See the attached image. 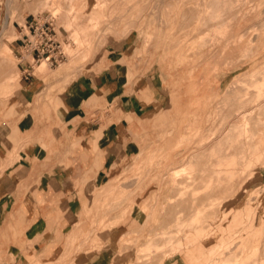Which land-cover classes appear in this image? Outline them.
I'll list each match as a JSON object with an SVG mask.
<instances>
[{"label":"rangeland","instance_id":"obj_1","mask_svg":"<svg viewBox=\"0 0 264 264\" xmlns=\"http://www.w3.org/2000/svg\"><path fill=\"white\" fill-rule=\"evenodd\" d=\"M34 18L52 25L58 62L34 60L23 46ZM127 37L137 41L131 80L154 73L158 105L140 119L127 91L87 108L139 128L121 141L109 179L80 185L84 212L53 264L91 250L111 251L113 264H264V0H0V127L18 151L55 147L63 130L67 146L59 116L68 87ZM25 77L36 84L28 94ZM26 115L35 129L25 138L15 127ZM14 262L0 252V264Z\"/></svg>","mask_w":264,"mask_h":264},{"label":"crops","instance_id":"obj_2","mask_svg":"<svg viewBox=\"0 0 264 264\" xmlns=\"http://www.w3.org/2000/svg\"><path fill=\"white\" fill-rule=\"evenodd\" d=\"M134 42L129 37L123 39L111 49L103 65L92 66L68 87L59 116L68 131L67 146L63 130L55 147L29 142L18 151L14 149V133L0 127V164L4 169L0 176V252L8 260H15L13 264H34L38 259L42 264H53L61 260L66 235L79 223L88 200L80 185H98L109 179L121 141L133 137L139 128L133 118L114 123L112 114L101 119L88 114L87 108L98 99L112 105L115 93L123 100L127 91L132 92L127 97L139 108L140 119L158 105L159 86L154 73L131 80L128 62ZM143 67L138 64L137 72ZM29 69L31 64L25 70L31 76ZM25 79L24 92L28 94L36 84L35 79ZM15 128V133L25 138L35 129L27 115ZM13 154L18 160L11 162ZM66 154L70 155L67 162ZM112 261L111 251L91 250L75 264Z\"/></svg>","mask_w":264,"mask_h":264},{"label":"built area","instance_id":"obj_3","mask_svg":"<svg viewBox=\"0 0 264 264\" xmlns=\"http://www.w3.org/2000/svg\"><path fill=\"white\" fill-rule=\"evenodd\" d=\"M49 21H45L40 25L39 20L33 19L32 23L28 26V30L33 39H30V35H24V39H21L25 48H30L31 53L35 55L34 60L41 61L52 60L58 62L59 58L63 55L61 51V44L56 40V33L51 28Z\"/></svg>","mask_w":264,"mask_h":264},{"label":"bare ground","instance_id":"obj_4","mask_svg":"<svg viewBox=\"0 0 264 264\" xmlns=\"http://www.w3.org/2000/svg\"><path fill=\"white\" fill-rule=\"evenodd\" d=\"M7 39H9V38H7ZM9 40H10V39H9ZM2 47H3V48L1 49V50H2V51H1V57H2V59H4V61H7V62H8V61H10V59H11V57H10V55H11V50H10V48H9L7 45H3ZM45 61L48 62V60H45ZM261 73H263V72H261ZM259 74H260V73H259ZM251 78H252V77H251ZM262 79H263V78H262ZM16 80H17V78L15 79L14 76H13V77H6V78L4 79L5 83H3V84L6 85V84H7V83H6L7 81H9L8 84H10L11 82H13V84H14V83L16 82ZM252 80H253V79H252ZM259 80H260V79H259ZM260 82H261V81H260ZM260 82H259V84H260ZM252 83H253V81H252ZM262 83H263V82H262ZM13 84L11 83V85H13ZM256 84H258V82H257ZM259 84H258V85H259ZM5 85H4V86H5ZM1 86H2V85H1ZM7 87H8V86H7ZM255 88H256V87H255ZM260 88H261V87H260ZM250 89H251V88H250ZM234 90H235V89H234ZM237 90H238V89H237ZM229 91H230V90H229ZM239 91H241V90H238V92H239ZM248 91H249V90H248ZM261 91H262V90H261ZM259 92H260V91H259ZM243 93H244V91H243ZM243 93H242V94H243ZM230 94H231V93H230ZM230 94H229V95H230ZM237 94H238V93H237ZM240 94H241V93H240ZM240 94H239V95H240ZM227 95H228V94H227ZM234 95H236V94H234ZM247 95H249V94H247ZM259 95H260V94H259ZM232 96H233V94H232ZM259 97H261V96H259ZM240 99H241V98H240ZM240 99H239V100H240ZM242 99H243V97H242ZM242 99H241V100H242ZM242 101H243V100H242ZM219 104H220V103H219ZM239 109H240V108H239ZM241 109H242V107H241ZM240 112H242V111H240ZM235 117H236V116H235ZM252 121H253V120H252ZM236 129H237V128H236ZM242 131H243V130H242ZM242 135H243V134H242ZM241 140H242V139H241ZM205 145H206V144H205ZM236 150H237V149H236ZM252 150H253V149H252ZM243 151H244V150H243ZM253 153H254V152H253ZM234 154H235V153H234ZM234 156H235V155H234ZM227 157H228V156H227ZM232 158H235V157L232 156ZM176 159H177V158H176ZM232 161H235V160L232 159ZM232 161H231V162H232ZM231 162H230V164L233 165V162H232V163H231ZM235 162H236V161H235ZM235 162H234V163H235ZM205 168H206V167H205ZM211 168H212V167H211ZM219 170H220V169H219ZM226 172H227V171H226ZM228 174H230V172H229ZM233 175H234V174H233ZM250 175H251V174H250ZM232 181H233V180H232ZM232 181H231V183H232ZM217 183H218V184H221L222 182H221L220 179H218ZM237 184H238V182H237ZM241 185H242V184H241ZM243 185H244V184H243ZM220 187H221V186H220ZM222 187H223V186H222ZM219 189H220V188H219ZM233 189H234V188H233ZM238 189H239V188H238ZM240 189H241V188H240ZM228 190H229V189H228ZM220 191H221V190H220ZM216 192H217V191H216ZM228 192H229V191H228ZM212 193H213V192H212ZM217 193H218V192H217ZM224 193H225V192H224ZM226 193H227V192H226ZM220 194H222V192H221ZM208 195H209V194H208ZM222 195H223V194H222ZM230 195H231V194H230ZM209 196H210V195H209ZM212 196H213V195H212ZM213 197H214V196H213ZM220 197H221V195H220ZM183 198H184V197H183ZM208 198H209V197H208ZM229 198H230V197H229ZM203 200H204V199H203ZM209 200H210V199H209ZM212 200H213V199H212ZM214 200H216V199L214 198ZM224 200H225V199H224ZM176 202H177V201H176ZM185 202H186V200H185ZM204 203H205V201H204ZM220 203H221V202H220ZM223 203H224V202H223ZM203 205H204V204H203ZM211 205H213V203H212ZM215 205H217V204H215ZM213 206H214V205H213ZM177 207H178V206H177ZM200 207H201V206H200ZM209 207H210V206H209ZM193 208H194V207H193ZM201 208H202V207H201ZM204 209H206V207H204ZM208 209H209V208H208ZM170 211H171V210H170ZM199 212H200V210H199ZM199 212H197V213H199ZM198 215H200V214H197V216H198ZM209 215H210V214H209ZM199 217H200V216H199ZM196 219H199V218L197 217ZM194 222L196 223L197 221L195 220ZM198 223H200V221H199ZM193 224H194V223H193ZM198 225H199V224H198ZM198 225L196 224V226H198ZM194 226H195V224H194ZM78 227H79V226H78ZM93 232H94V231H93ZM221 244H222V245H226V242H222ZM215 250H216V248L211 252V254L214 253ZM259 251H260V249H259ZM259 251H258V249H256V251L254 250V252H256V253L259 252ZM254 254H255V253H253V255H254ZM257 254H259V253H257ZM253 255H252V256H253ZM254 256L257 257V255H254ZM258 256H259V255H258ZM262 264H263V263H262Z\"/></svg>","mask_w":264,"mask_h":264}]
</instances>
